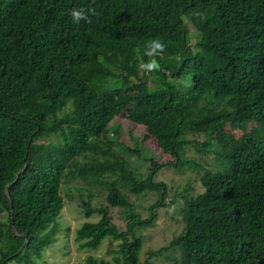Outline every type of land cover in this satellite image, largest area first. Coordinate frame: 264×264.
Listing matches in <instances>:
<instances>
[{"label":"trees","instance_id":"16d2710c","mask_svg":"<svg viewBox=\"0 0 264 264\" xmlns=\"http://www.w3.org/2000/svg\"><path fill=\"white\" fill-rule=\"evenodd\" d=\"M88 7L90 22L69 15ZM153 39L166 48L148 73L139 66ZM125 111L170 163L202 170L195 191L189 182L166 203L167 185L153 175L167 163L149 156L140 178L128 169L121 153L132 149L107 140ZM187 148L213 154L214 165ZM70 181L80 183L84 216L99 215L75 230L79 247L116 241L112 264H155L159 255L264 264V0H0V264H40L59 242ZM94 190L106 206L91 204ZM147 192L155 197L142 216L129 194ZM167 205L179 210L180 230L141 258L142 230ZM107 206L122 208L123 228Z\"/></svg>","mask_w":264,"mask_h":264},{"label":"rangeland","instance_id":"374dc122","mask_svg":"<svg viewBox=\"0 0 264 264\" xmlns=\"http://www.w3.org/2000/svg\"><path fill=\"white\" fill-rule=\"evenodd\" d=\"M188 25L190 22H187ZM194 27L189 25V31L192 32ZM194 39L192 43H194ZM78 108V107H77ZM76 108V109H77ZM75 109V110H76ZM123 113H126L123 112ZM127 113L125 116H116L114 120L110 123L111 130L114 129V126H118L117 133H110L108 135L109 141L113 147H118L117 144L126 145L132 149V152L128 154H122L124 162L126 163L128 169L137 177H146L149 173V156L157 163L164 162L165 164L160 168L157 174L153 175L155 180H162L167 185V195L166 203L172 198V195L176 192L181 191L187 185L191 183L193 191L199 186V184L192 182L194 179L200 177L202 170L199 172L191 170L189 163L185 162L181 165H174L170 163L173 161V157L169 154L164 153L158 146L155 139L147 134L146 128L142 125L135 124L130 122L127 118ZM229 131H233L234 136L237 137V131L231 130L229 127L226 128ZM133 136L136 140H134ZM102 139H104L102 137ZM135 141H137V149L140 150V154L137 155L133 150L135 146ZM186 156H191L194 161L202 164L204 168H211L214 165L215 157L213 154H203L200 155L197 152L193 153L192 148H187ZM184 155V156H185ZM185 156V157H186ZM80 184L76 181H70L68 185H65L62 191L64 197V206L61 210V213L58 217L59 222V236L60 240L57 244L46 249L43 252L41 260L38 262L40 264H87L86 257L88 255H93L97 259H105L108 264H112V249L116 248V241H113L110 238H106L102 241L99 247L95 250L80 248L79 241L75 238V230L80 227L83 221H96L99 218V215L94 214L91 217H85L83 213V208H81V197L75 185ZM98 194L101 195L100 191L97 190ZM92 198L91 204L93 206H106L107 203L103 200V196L94 195L96 190L91 191ZM155 197V193L147 192V194L134 195L129 194L130 201L133 202L134 208L141 212L142 216L147 215V211L144 209L145 206L149 205ZM179 197V196H178ZM182 202V198L179 197L178 203ZM108 207V206H107ZM180 209V208H179ZM165 210L167 212H165ZM108 212L111 220L114 223H117L119 228L125 226V220L123 219L122 208L118 207H108ZM180 214L179 210L173 211L171 205L167 207L159 208L158 216L156 218V223L152 227H147L142 230L143 236V248L141 251V258H144L146 252L149 250L157 249L168 241L172 232L180 230ZM154 260V259H153ZM155 264H174L173 261L168 260L163 255H159L154 260ZM8 264H16L14 261L9 262Z\"/></svg>","mask_w":264,"mask_h":264},{"label":"clouds","instance_id":"9594fccd","mask_svg":"<svg viewBox=\"0 0 264 264\" xmlns=\"http://www.w3.org/2000/svg\"><path fill=\"white\" fill-rule=\"evenodd\" d=\"M69 15L72 17L73 21L79 23L81 20L90 22V17L96 15L95 9L92 7L85 8H73L70 10ZM166 44L159 39H153L147 43L145 48V55L150 57L147 62H142L140 64V69L151 73L158 71L160 69V63L155 57H163Z\"/></svg>","mask_w":264,"mask_h":264}]
</instances>
